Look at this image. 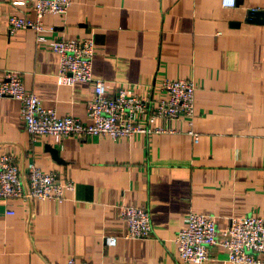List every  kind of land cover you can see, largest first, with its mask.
Segmentation results:
<instances>
[{
    "label": "crops",
    "instance_id": "1",
    "mask_svg": "<svg viewBox=\"0 0 264 264\" xmlns=\"http://www.w3.org/2000/svg\"><path fill=\"white\" fill-rule=\"evenodd\" d=\"M253 10L264 14V0H234L232 7L219 0H71L65 16L42 17L38 35L9 34L10 15L34 12L27 0H0V78L17 71L44 107L91 123L85 107L93 85H59L51 45L92 37V76L108 95L122 87L157 97L162 79L191 78L198 134L192 143L177 121L170 125L178 134L31 141L19 102L1 98L0 156L12 155L21 167L33 161L75 188L62 201L0 200V264H233L219 245L200 263H182L173 239L187 211L214 216L216 240L231 217L264 216V22L246 19ZM121 205L148 210L149 238L124 237ZM108 236L114 246L105 245Z\"/></svg>",
    "mask_w": 264,
    "mask_h": 264
},
{
    "label": "built area",
    "instance_id": "2",
    "mask_svg": "<svg viewBox=\"0 0 264 264\" xmlns=\"http://www.w3.org/2000/svg\"><path fill=\"white\" fill-rule=\"evenodd\" d=\"M222 7H232L234 0H219ZM34 17L10 15L8 33L31 29L37 35L43 30L44 15L65 16L71 0H27ZM52 27H50V30ZM92 37L57 38L51 50L58 56L56 81L72 86L75 82L93 85L91 98L86 102L85 114L91 123H84L71 115L59 116L54 107H44L32 91L25 88L22 75L5 71L0 78V99L10 97L20 104V120L31 141L44 136L91 137L103 136L112 140L135 134H178L170 125L183 121L185 134L196 143L198 134L192 129L194 84L191 78L162 79L158 96L130 95L125 88H117L108 95L104 83L92 76ZM157 122V124H154ZM71 180L60 181L53 171L41 170L33 161L24 167L12 155L0 156V200L62 201L65 191H73ZM121 217L126 222L127 239H145L152 235L148 210L145 207L121 205ZM12 215V210H5ZM214 216L187 211L183 226L174 235L177 259L182 263H200L208 250L219 245L226 252V261L233 264H264V216L252 214L231 217L216 240ZM106 246H114L116 238L104 237ZM46 264V263H40ZM65 264H93L90 261L69 258Z\"/></svg>",
    "mask_w": 264,
    "mask_h": 264
},
{
    "label": "water",
    "instance_id": "3",
    "mask_svg": "<svg viewBox=\"0 0 264 264\" xmlns=\"http://www.w3.org/2000/svg\"><path fill=\"white\" fill-rule=\"evenodd\" d=\"M258 17H260L261 21H257ZM246 19L248 21L264 22V14L261 11H258V10L248 11L246 13ZM50 152L53 154L54 158L57 159L56 151L54 149H50Z\"/></svg>",
    "mask_w": 264,
    "mask_h": 264
}]
</instances>
